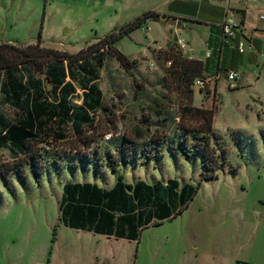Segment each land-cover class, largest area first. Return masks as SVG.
I'll return each mask as SVG.
<instances>
[{
	"label": "rangeland",
	"instance_id": "rangeland-1",
	"mask_svg": "<svg viewBox=\"0 0 264 264\" xmlns=\"http://www.w3.org/2000/svg\"><path fill=\"white\" fill-rule=\"evenodd\" d=\"M244 1L248 7L259 2ZM229 2L233 5V0H0V43L41 41L69 53L147 12L158 14L120 38L118 48L135 61L131 70L111 54L91 60L103 92L93 129L78 136L69 126H52L26 154L0 146V264H264V104L253 100L262 85L233 89L238 81L219 83L212 76L213 39ZM228 16L238 15L230 9ZM178 39L186 41V49ZM170 50L203 58L206 65L202 77L208 84L205 89L194 84L191 100L174 75ZM208 51L212 58L204 56ZM229 67L231 60L223 71ZM187 106L214 110L213 129L226 164L212 179L202 178L200 155L187 156L178 136L162 144L161 156L150 150L149 138L194 125ZM0 112L13 119L9 106L0 103ZM164 121L169 125L163 128ZM108 132L135 141L141 150L147 146L150 156L141 153L138 161L120 162L114 171L103 160L105 149H114L104 142ZM119 174L127 183L176 178L200 185L180 214L143 229L137 240L63 224L59 202L65 183L109 188Z\"/></svg>",
	"mask_w": 264,
	"mask_h": 264
},
{
	"label": "trees",
	"instance_id": "trees-1",
	"mask_svg": "<svg viewBox=\"0 0 264 264\" xmlns=\"http://www.w3.org/2000/svg\"><path fill=\"white\" fill-rule=\"evenodd\" d=\"M157 15L147 12L77 53L43 46L41 41L25 45L1 42L0 103L12 108L13 119L0 112V146L8 145L15 152L26 154L32 142L42 141L38 139L41 133L54 131L52 126L59 130L69 126L78 136H82L84 130L93 129L94 115L103 108V92L98 84L100 72L92 66L91 60L97 55L105 60L111 54L126 71L131 70L135 61L118 48L120 38ZM168 56L180 87L191 100L195 79L205 74L204 61L172 50ZM185 109L190 112L194 125L182 126L166 137L156 136L157 140L149 138L150 150L155 149L153 155L161 156L162 144L178 136L187 156L200 155L204 168L202 178L212 179L226 164L225 148L213 129L214 110L193 106ZM156 114H160V109ZM162 125L164 128L169 124L164 121ZM104 142L114 148L103 152V160L114 171L120 162L138 161L141 153L148 151L147 146L141 150L135 141L124 136L104 139ZM28 163L34 168L38 166L33 158H29ZM199 185L181 184L176 178L127 183L121 174L109 188L92 182H68L63 185L59 202L60 218L71 228L137 240L143 229L180 214Z\"/></svg>",
	"mask_w": 264,
	"mask_h": 264
},
{
	"label": "crops",
	"instance_id": "crops-1",
	"mask_svg": "<svg viewBox=\"0 0 264 264\" xmlns=\"http://www.w3.org/2000/svg\"><path fill=\"white\" fill-rule=\"evenodd\" d=\"M263 3L264 0H259L258 3L248 7L244 0H233V5H230L229 2L225 15L226 17H229V10H233V12L238 15L235 20L238 22L239 28L233 38H227L222 35L220 30V24L223 20H221L220 24L216 26L218 36H215L213 39V49L216 52L214 57V60L216 61V71L212 73V76L218 79L219 83H223L226 79L227 84H230L227 80L226 73L228 70H237L240 77L233 89H236L239 86L257 87L259 85H262V88H264V20L260 19V16L264 14ZM180 26L182 27V25ZM239 41H243L245 44V50L242 53H240L237 48V43ZM204 56L210 58L213 57L212 53L209 51L205 53ZM188 57L194 58L192 56ZM196 59L203 61V58L196 57ZM230 60L233 67H229L226 71H223V67L226 66ZM238 62L242 65L241 67L245 66V68H248V71H243L239 66L237 67ZM251 76L255 78V85H253V79H251ZM262 88H255L256 95L258 96L254 97L253 100L264 104V91ZM258 116H261V112L258 113Z\"/></svg>",
	"mask_w": 264,
	"mask_h": 264
},
{
	"label": "built area",
	"instance_id": "built-area-1",
	"mask_svg": "<svg viewBox=\"0 0 264 264\" xmlns=\"http://www.w3.org/2000/svg\"><path fill=\"white\" fill-rule=\"evenodd\" d=\"M260 19L261 20H264V14H262L260 16ZM238 28H239V24L238 22L232 18V17H226L223 22L220 24V30H221V33L224 37H227V38H233L237 31H238ZM149 29V28H148ZM177 44L178 46L181 48V49H186L187 47V43L184 39H178L177 41ZM237 48H238V51L240 53L244 52L245 50V44L243 41H239L237 43ZM226 76H227V80L230 82V83H234L236 82L239 77H240V74L237 70H228L227 73H226ZM195 84L198 85L199 89H205L207 84H208V79H205V78H196L195 79ZM113 137L112 133L111 132H108V133H105L104 134V139L105 140H109Z\"/></svg>",
	"mask_w": 264,
	"mask_h": 264
},
{
	"label": "water",
	"instance_id": "water-1",
	"mask_svg": "<svg viewBox=\"0 0 264 264\" xmlns=\"http://www.w3.org/2000/svg\"><path fill=\"white\" fill-rule=\"evenodd\" d=\"M222 1H223V0H222ZM170 21H171V20H168L169 23H170ZM180 25H181L180 23L177 24V26H180Z\"/></svg>",
	"mask_w": 264,
	"mask_h": 264
}]
</instances>
